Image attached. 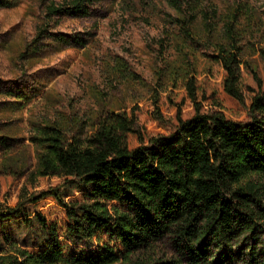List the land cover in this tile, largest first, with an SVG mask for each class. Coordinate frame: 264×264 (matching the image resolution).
<instances>
[{
	"label": "trees",
	"instance_id": "16d2710c",
	"mask_svg": "<svg viewBox=\"0 0 264 264\" xmlns=\"http://www.w3.org/2000/svg\"><path fill=\"white\" fill-rule=\"evenodd\" d=\"M166 1L185 47L200 16L212 24L218 15L203 0ZM92 2L72 0L51 12L86 15ZM241 56L238 46H223L215 60L226 73L224 91L243 102ZM176 67L168 73L186 74L195 109L177 116L169 133L146 139L135 110L108 111L84 138L55 122L36 130L31 181L62 180L0 207V264H112L162 241L179 256L170 264H264V85L253 70L258 90L248 120H233L202 111L194 71ZM129 134L138 146L128 145Z\"/></svg>",
	"mask_w": 264,
	"mask_h": 264
},
{
	"label": "rangeland",
	"instance_id": "374dc122",
	"mask_svg": "<svg viewBox=\"0 0 264 264\" xmlns=\"http://www.w3.org/2000/svg\"><path fill=\"white\" fill-rule=\"evenodd\" d=\"M2 1L0 207L15 205L26 189L61 182L58 177L31 181L39 151L32 137L45 122L84 138L108 111L135 110L146 139L169 133L177 116L187 118L195 109L186 74L168 73L177 65L194 71L202 111H220L233 120H248L258 90L253 70L264 85V0H203L204 10L218 15L212 24L200 16L186 47L176 35L178 14L166 0H93L86 15L51 12L72 0ZM232 45L242 52L243 102L224 91L226 73L215 60L219 48ZM157 108L162 120L155 119ZM127 142L131 148L139 145L136 134ZM178 259L171 243L162 241L112 264Z\"/></svg>",
	"mask_w": 264,
	"mask_h": 264
}]
</instances>
